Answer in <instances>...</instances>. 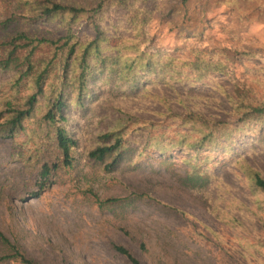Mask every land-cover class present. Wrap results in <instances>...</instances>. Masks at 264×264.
Returning a JSON list of instances; mask_svg holds the SVG:
<instances>
[{"label": "rangeland", "instance_id": "rangeland-1", "mask_svg": "<svg viewBox=\"0 0 264 264\" xmlns=\"http://www.w3.org/2000/svg\"><path fill=\"white\" fill-rule=\"evenodd\" d=\"M10 4L0 0V21ZM146 32L142 48L228 62L226 73L211 74L185 90L149 85L137 93L110 89L98 95L74 116L73 165L60 166L51 177L54 183L42 191L39 165L56 155L52 139L36 130L49 105L40 100V113L25 122L24 131L0 137V264H24L17 253L32 264H130L111 243L143 264H264L263 214L253 213L254 197L232 159L235 152L264 176V128L236 139L234 151L223 156L210 151L199 166L212 171L206 180L196 176L204 185L194 188L183 182L193 167L178 147H170L163 161L152 148L133 150L141 139L130 141L113 170L86 157L96 135L122 114L146 128L161 124L144 134L170 138L187 128L179 116L204 111L217 120L229 118L225 93L236 85L264 92V0H162ZM8 82L10 75L0 72V92L8 90ZM135 128L131 125L126 137ZM140 241L146 250L138 247Z\"/></svg>", "mask_w": 264, "mask_h": 264}, {"label": "trees", "instance_id": "trees-1", "mask_svg": "<svg viewBox=\"0 0 264 264\" xmlns=\"http://www.w3.org/2000/svg\"><path fill=\"white\" fill-rule=\"evenodd\" d=\"M161 1L11 0L9 14L0 21V72L10 75L8 90L0 92V137L12 138L24 131L25 122L40 113V100H48L36 130L52 139L56 156L39 165L40 191L54 183L50 182L51 177L60 166L73 165L72 152L78 145L74 116L98 95L110 89L137 93L149 85L185 90L211 74L226 73L228 62L181 58L161 49L142 48L147 25ZM180 1L185 4L187 0ZM196 53L201 51L193 50ZM238 54L249 55L244 51ZM25 87L29 89L27 93H20ZM225 97L231 109L229 118L217 120L204 111L188 118L179 116L187 128L175 131L170 138L164 133L144 134L145 129L163 125L154 123L146 128L144 122H131L122 114L105 132L96 135L94 145L86 149V157L113 170L123 161L130 141L136 143L141 139L132 149L141 152L152 148L163 161L170 157V147H178L185 150L182 158L193 167L183 182L191 188L202 186L204 182L196 176H204L206 180L212 171L199 166L210 158V151L223 156L234 151L236 139L254 136L264 128V92L236 85ZM131 125L137 128L131 137H126ZM141 131L142 135H138ZM232 159L254 197L253 213L263 214L259 220L264 230V176L235 152ZM201 170L206 172L198 174ZM111 246L130 264H143L124 246L115 243ZM138 247L146 250L143 241ZM17 257L24 264H32L22 254L17 253Z\"/></svg>", "mask_w": 264, "mask_h": 264}]
</instances>
